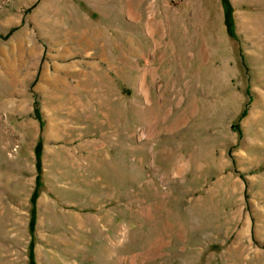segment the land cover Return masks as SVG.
<instances>
[{"label":"rangeland","instance_id":"374dc122","mask_svg":"<svg viewBox=\"0 0 264 264\" xmlns=\"http://www.w3.org/2000/svg\"><path fill=\"white\" fill-rule=\"evenodd\" d=\"M0 264H264V0H0Z\"/></svg>","mask_w":264,"mask_h":264}]
</instances>
